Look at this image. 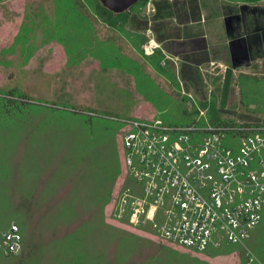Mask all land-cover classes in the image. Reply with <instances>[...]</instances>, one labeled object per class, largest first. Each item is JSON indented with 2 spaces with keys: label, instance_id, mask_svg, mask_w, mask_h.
I'll return each mask as SVG.
<instances>
[{
  "label": "rangeland",
  "instance_id": "374dc122",
  "mask_svg": "<svg viewBox=\"0 0 264 264\" xmlns=\"http://www.w3.org/2000/svg\"><path fill=\"white\" fill-rule=\"evenodd\" d=\"M3 1L0 0V9L8 13L1 11L5 14L0 19V90L16 87L36 104L11 117L0 113V225L18 223L26 245L20 256H0V264H60L61 258L70 260L74 253L83 255L85 250L91 264H97L101 253L117 264H244L239 247H231L229 254H195L162 242L148 230L110 219L108 192L119 174V119L158 116L176 120L178 113L161 109L165 108L162 103L144 95L137 88L135 77L125 71L98 72L99 62L91 60L80 70L74 69L80 58L94 55L86 52L82 56V50L77 48V41L84 34L83 25L75 19L72 8L68 6L67 12L64 11L65 0ZM220 1L223 8L240 4ZM75 3L81 12L94 19L81 0ZM151 5L146 0L126 15L134 16L138 22L147 20L145 29L153 31L155 10ZM246 6L260 10L262 26L260 59L240 69L236 81L239 86L241 75L251 79L243 87L246 107L240 103L242 87L238 91L233 86L235 90L225 93V104L219 109L214 106V113L227 120L264 122V1ZM181 9L177 15L182 19ZM46 10L52 14L51 20ZM21 14H25L24 22L20 25V36H16L11 25ZM63 32L70 55L66 62H57L49 57L43 43L46 39H58ZM53 47L59 56V49ZM137 55L138 63L161 86L165 81L148 64L143 51ZM173 88L170 92L178 93L171 95L179 102L180 85L176 90ZM184 88L190 91L185 84ZM213 91L220 100L222 85H214ZM196 98L199 106L207 108L209 119L208 103L213 102L212 97ZM172 104L176 103L169 106ZM106 175L112 178L106 179ZM93 215L99 216L103 223ZM25 220L28 224L23 226L21 222ZM55 231L83 236L80 241L75 238V247L62 251L60 242H50ZM28 233L35 234L32 246ZM247 243L251 245L252 240Z\"/></svg>",
  "mask_w": 264,
  "mask_h": 264
},
{
  "label": "built area",
  "instance_id": "2783aa9c",
  "mask_svg": "<svg viewBox=\"0 0 264 264\" xmlns=\"http://www.w3.org/2000/svg\"><path fill=\"white\" fill-rule=\"evenodd\" d=\"M144 34L142 51L153 55L160 44L150 28ZM179 85L194 122L119 119L128 176L111 218L149 225L160 239L198 252L239 247L246 264H264V122L214 124ZM22 252L19 226L0 225V254Z\"/></svg>",
  "mask_w": 264,
  "mask_h": 264
},
{
  "label": "crops",
  "instance_id": "0c3cea01",
  "mask_svg": "<svg viewBox=\"0 0 264 264\" xmlns=\"http://www.w3.org/2000/svg\"><path fill=\"white\" fill-rule=\"evenodd\" d=\"M178 2L182 3L181 7H178ZM150 4L155 10L153 21H151L152 25L155 23L153 33L160 44L158 51L163 54L166 61L165 65L160 64V66L171 70L178 84L181 82L188 86L196 97H201L203 100L212 97L214 105L218 109L221 108V105L225 104L226 92H231L234 89L233 86L239 91L236 81L239 71L241 72L240 69L260 59L262 44L260 10H256L255 7L249 8L242 3H236L239 5L237 7L223 8L220 0L190 2L188 0H156L155 3L150 0ZM179 8H182L180 12L182 19L177 15ZM1 11L7 10L0 9V19L1 15L8 13ZM46 11L51 20L50 10ZM23 17L25 14L18 16L15 24L11 25L16 36L19 34L20 25L24 22ZM29 21L34 20L29 18ZM145 21L147 20L142 19L138 22L134 16H129L125 28L129 32L144 34L148 26V22ZM97 26L100 27L99 24ZM100 29L98 28L99 31ZM108 31L105 33H108L114 43H118L127 53H133L134 49L128 41L124 40L120 44L117 33ZM101 33L102 29L98 33L99 37H102ZM43 44L44 46L46 44L49 57L55 58L57 62H66L67 53L57 38L46 39ZM52 46L59 49V56L55 55L56 50L51 49ZM49 60L52 61L50 58ZM88 60L97 64L96 59L84 56L78 60V65L74 69L80 70L84 64L90 63L87 62ZM100 70L106 71L107 68L100 67L98 72ZM157 74L166 82L162 84L169 88L168 79L159 72ZM217 84L222 85L223 88L220 100L213 91V86Z\"/></svg>",
  "mask_w": 264,
  "mask_h": 264
},
{
  "label": "trees",
  "instance_id": "16d2710c",
  "mask_svg": "<svg viewBox=\"0 0 264 264\" xmlns=\"http://www.w3.org/2000/svg\"><path fill=\"white\" fill-rule=\"evenodd\" d=\"M65 1H66V7H64V11L68 9L67 8L68 6L69 8H72V12H74V15L76 17L75 19L83 25L84 34L82 35V39L80 41H77L78 42L77 48L82 50V53H83L82 56L86 55V52H87L89 53V55H92V56L94 55V59H96L99 62L100 67L107 68V70L108 69L109 70L115 69L116 71L121 70V71H125L129 75H133L136 79L137 88L141 92H143L144 95H146L147 97L151 99H157L159 104L162 103V107H165V108H161V109H168V112L171 114L172 112L178 113L179 117L176 120H171V118H166V120L165 119L163 120L171 122L173 124L194 122V116L196 114V111L194 109L192 110L188 109L186 105V97H181L179 99L180 101L178 100L179 102H177V100H174V96H172L173 94L175 95L178 93L176 89H178L179 84L177 80L175 79L171 70L169 69L166 70L160 66V62L163 59V54H161V52L157 50L155 54L148 55V56L146 55L145 57H146V60L148 61V64H150L151 67L154 68L156 72L161 73L163 76H165L168 79L169 88L165 87L162 83H160L162 84L160 86L158 82L156 81V79L151 74H149L144 68H142V66L139 64L140 61H139L137 52H142V45L146 38L143 37L142 34L133 33V32H129L126 30L125 24L128 21V16L126 15V12L132 10L133 8L136 7V5L142 4L146 0H139L137 3L133 4L128 10L123 11V12H113L112 10L104 6L100 2V0H81L84 6L90 9L92 14H94V19L92 17L90 18L88 15L81 12L77 4L75 3V0H65ZM227 1L233 2V3L257 5L261 1H264V0H227ZM56 8H57V5H56ZM98 24L100 25V27L97 26ZM98 28L102 29V33H101L102 37H99L98 35V33L101 32V29L99 31ZM108 30H111L117 33L118 37H120V41H118L120 44H122L124 40L128 41L129 45L134 49L133 53L131 54L127 53L125 49L122 48L118 43H114L109 38L108 33H105V31H108ZM58 40L61 43H63L62 45L65 49V53H67V55H70V51H69V48L67 46V41H66L67 35L63 32L62 34L59 35ZM240 77H241V80L239 81V86L240 88L242 87L241 89L242 96H240V103L242 106L246 107L243 87L247 86L248 81L250 82L251 79L248 80V78L244 75H241ZM171 87L172 88L174 87L173 89H175L176 91L170 92ZM171 103H176V104L174 105L172 104V106H169L171 105ZM210 103H208L210 106L208 109V114H209V119L211 120L212 123L226 124V123L233 122L232 119L227 120V119H223L215 115L214 102H210ZM33 104H36V102H34L33 100H30L28 95H26L24 92H19L16 87H13L6 91L0 90V113L1 115L5 117H11L13 115L22 113L26 108H28L29 106ZM205 104L206 103H202V105H205ZM118 122L120 125L119 130H118L119 132H118V146H117V163H118L119 174H117L118 176L116 177L117 179L114 183V186L111 192L110 193L108 192V197H109V202H110L109 217L111 220L129 227V224L126 221H116L111 218V214H110L112 206L116 200L117 194L120 191V189L123 187L125 180L128 176L125 165H124L123 149H122L123 147H122V141H121V133L124 130L125 125L121 120H119ZM107 178L110 180L112 178V175H106V179ZM93 217L98 218V221L100 223H103V220L102 222L99 220V216L93 215ZM21 223L23 226L24 225L26 226L28 224V221L25 220L24 222L22 221ZM16 224L19 226L21 235H22V243H23L22 254H23L26 250L25 235H24V232L21 226L18 223ZM7 225L1 224V226H7ZM82 225L84 226V222L82 223ZM137 228L148 230L152 235H154L156 238H158L159 240H161L162 242L166 244H169L173 247L180 248V249H183L185 251L192 252L195 254H200V255L227 254V253L229 254L231 252V250L229 249L231 247L232 249L235 248V246H223L221 248L211 250L210 252H198V251H194L192 249L179 246L171 242H166L160 239L159 237L155 235L154 231L151 230L149 225H144V226H140ZM58 232L59 231L53 232V238L51 239L50 242L52 241L60 242L61 246L60 245L59 246L62 249V251L68 250L69 249L68 247H72V246L75 247V244H73L75 238H78V240L80 241L81 236H83V235L75 234L74 232H70V233H66L62 231H60L62 233H58ZM31 233H33L32 227H31ZM34 235L35 234H33V236ZM33 236L32 234L28 233L29 245L31 242V246L33 244V241H32ZM65 240H67L66 245L63 244ZM81 243L84 245V242L82 240H81ZM99 254H100V251H99ZM0 256L1 257H17V256H5L3 254H0ZM241 259L243 260L244 264H246L242 255H241ZM60 264H91V259L89 256H86V250H85L83 255L81 254L76 255L74 253L70 260H63L61 258ZM97 264H117V263L108 259L105 254L101 253V255L98 256Z\"/></svg>",
  "mask_w": 264,
  "mask_h": 264
},
{
  "label": "water",
  "instance_id": "95a60500",
  "mask_svg": "<svg viewBox=\"0 0 264 264\" xmlns=\"http://www.w3.org/2000/svg\"><path fill=\"white\" fill-rule=\"evenodd\" d=\"M139 0H100V2L113 12H123L128 10Z\"/></svg>",
  "mask_w": 264,
  "mask_h": 264
}]
</instances>
